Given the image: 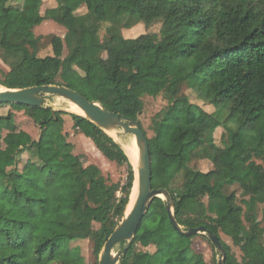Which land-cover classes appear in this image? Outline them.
Instances as JSON below:
<instances>
[{
	"label": "trees",
	"instance_id": "obj_1",
	"mask_svg": "<svg viewBox=\"0 0 264 264\" xmlns=\"http://www.w3.org/2000/svg\"><path fill=\"white\" fill-rule=\"evenodd\" d=\"M52 3L0 0V59L8 67L1 71L0 86H64L139 122L142 98L162 84L159 94L166 106L151 120L153 135L147 137L139 123L150 151L151 187L169 192L174 217L184 229L203 226L218 235L223 264H264V0ZM45 19L66 28L68 57L81 46L82 33L89 34L73 64L74 75L67 74L68 57L57 55L52 39V54L40 55L41 37L33 27ZM163 22L170 32L167 42L149 31ZM140 26L144 31L134 35ZM185 90L201 102L192 101ZM3 105L23 111L39 134L33 139L15 129L11 113L0 115V264H98L133 186L127 155L111 136L76 113L44 104ZM64 114L106 159L126 165L125 184L109 182L96 165L82 166L63 131ZM218 128L217 145L213 135ZM25 151L29 157L18 168ZM10 159L15 163L8 169ZM191 159H207L213 167L192 169ZM224 220L244 237L240 259L219 236ZM161 231L173 240L167 249L156 240ZM195 236L179 234L169 222L166 202L155 197L133 238L120 243L118 264H217L193 248ZM82 240L91 243L92 263L73 245ZM149 245L154 251L139 249Z\"/></svg>",
	"mask_w": 264,
	"mask_h": 264
},
{
	"label": "rangeland",
	"instance_id": "obj_2",
	"mask_svg": "<svg viewBox=\"0 0 264 264\" xmlns=\"http://www.w3.org/2000/svg\"><path fill=\"white\" fill-rule=\"evenodd\" d=\"M24 1V0H21ZM53 0H45V6L50 7L53 5ZM43 8L44 5H43ZM83 12L84 10L81 8L79 10ZM105 25H102L100 29V35L103 36L104 34ZM144 29L142 26L135 29L134 35L143 32ZM149 31H153L157 34L158 38H160L163 42H167L170 40V32L167 22L157 23ZM33 32L36 36H40V55L52 54V49L50 45V39H52L51 43L54 46V51L59 55L61 58L68 57V50L65 44V33L66 28L51 19H45L40 24L35 25L33 27ZM130 32V31H129ZM125 34L128 33L127 31L124 32ZM89 43V34L87 32L82 33L81 37V46L77 48L73 54L69 55L68 57V68L67 74L74 75V62L80 58L81 52L83 48L87 46ZM8 67L1 61L0 59V75L1 71H7ZM162 84H156L151 88V94L144 96L143 99V109L140 115L138 116L139 123L145 130L146 136L151 137L153 132L151 130V120L154 115L160 112L166 106V100L163 99L161 94H159L160 90L162 89ZM2 88V86H0ZM189 94V98L192 101L201 102L199 99L196 98L195 94L191 90H185ZM156 93L157 95H154ZM66 100L63 98L56 96V95H47L46 96V104L52 107L55 110H61L64 112L70 111L67 108L65 103ZM206 105L204 104V107ZM207 110L213 111L212 106H207ZM7 113H11L14 119V126L17 130H24L31 135L33 139H37L39 134L38 127L34 124V122L23 112L15 110L10 105H3L0 106V115H6ZM64 125L63 131L68 133V140L73 144V153L79 158L83 167H88L90 165H96L101 173L108 178L109 182L111 183H119L120 185L125 184L126 176H127V167L125 164L120 165L114 161H110L106 159L94 146L92 141L82 134H78L74 131L72 127V119L69 114L63 115ZM118 132L116 133V137L114 138L115 141L120 145L122 150L126 153L128 160L132 163L130 156L126 152L124 146H127L131 143L135 144L134 136L131 133L124 132L121 128L117 129ZM222 128H218L214 132V140L215 143L218 145L220 144V136H221ZM5 133V131L3 132ZM137 148V147H136ZM138 150V148H137ZM29 157L28 152L25 151L20 157L17 159V167L21 168L23 162ZM137 158V157H136ZM14 159H10L6 161L7 168H11L14 165ZM133 165V163H132ZM188 167L192 169H198L201 171H208L213 167L211 161L207 159H191L188 163ZM179 182V180H178ZM235 189V187H231L230 190ZM237 193H240V190H237ZM119 195V191L117 192ZM207 205H213V202H210L207 199H204ZM262 208L263 205L259 206L258 209V218H262ZM264 223V221H263ZM219 236L223 242H225L234 253L237 259H240L241 252L240 246L244 243V237L238 230L235 224L228 220H224L221 222V226L219 229ZM157 242L162 245L165 249L171 247L173 245V240L171 236L161 231L156 236ZM73 245H77L81 248V254L84 257L86 263H92L94 260L92 250H91V243L88 240L76 241ZM123 248L122 244H117L114 246V252L121 250ZM193 248L200 252L204 259L207 262H211L213 259L218 261L220 258L219 252L215 249V247L211 244L209 239L207 238L206 234L198 233L194 238ZM140 250H148L154 251L155 247L153 245L149 246H140ZM101 254V253H100ZM100 256V255H99ZM99 259V258H98Z\"/></svg>",
	"mask_w": 264,
	"mask_h": 264
},
{
	"label": "water",
	"instance_id": "obj_3",
	"mask_svg": "<svg viewBox=\"0 0 264 264\" xmlns=\"http://www.w3.org/2000/svg\"><path fill=\"white\" fill-rule=\"evenodd\" d=\"M47 95H56L75 104L83 112V115H78L88 119L105 133L120 128L124 132L131 133L134 136L135 145L138 148L139 159L136 170L131 163L134 172L133 185L136 181L134 197L131 198L132 186L124 215L104 243L98 264H118L123 253V248L114 252V246L121 242H129L133 238L142 217L148 210L150 202L155 197H159L166 202L169 222L179 234L186 236L198 233L206 234L211 244L220 254L217 264H223L225 251L218 235L203 226L184 229L174 217L173 202L169 192L164 188L151 187L149 146L147 138L137 120L126 119L120 113L107 110L99 102L88 100L70 88L52 84L23 88L2 87L0 90V103L41 106L46 104ZM113 140L115 141L114 138Z\"/></svg>",
	"mask_w": 264,
	"mask_h": 264
},
{
	"label": "bare ground",
	"instance_id": "obj_4",
	"mask_svg": "<svg viewBox=\"0 0 264 264\" xmlns=\"http://www.w3.org/2000/svg\"><path fill=\"white\" fill-rule=\"evenodd\" d=\"M2 88H0L1 90ZM66 105H67V108L74 112V113H77V114H80V115H83V112L73 103L69 102V101H65ZM118 132L117 129H113V130H110V131H107V133L112 136L113 138L116 137V133ZM125 149H126V152L128 153V155L130 156V159L133 163V167L134 169L136 170V165H137V162H138V159H139V153H138V150L136 148V145L134 143H131L127 146H124ZM137 157V158H136ZM135 191H136V181L134 182V185H133V189H132V192H131V198L134 197V194H135Z\"/></svg>",
	"mask_w": 264,
	"mask_h": 264
}]
</instances>
